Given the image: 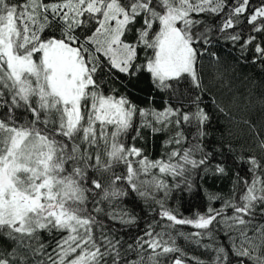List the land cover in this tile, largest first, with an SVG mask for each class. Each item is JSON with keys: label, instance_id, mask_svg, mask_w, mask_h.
Returning a JSON list of instances; mask_svg holds the SVG:
<instances>
[{"label": "snow or ice", "instance_id": "obj_1", "mask_svg": "<svg viewBox=\"0 0 264 264\" xmlns=\"http://www.w3.org/2000/svg\"><path fill=\"white\" fill-rule=\"evenodd\" d=\"M221 40L264 68V0H0V264H264V119L240 152L230 132L203 142ZM145 74L143 106L115 86ZM209 172L230 195L190 218L167 206Z\"/></svg>", "mask_w": 264, "mask_h": 264}, {"label": "trees", "instance_id": "obj_2", "mask_svg": "<svg viewBox=\"0 0 264 264\" xmlns=\"http://www.w3.org/2000/svg\"><path fill=\"white\" fill-rule=\"evenodd\" d=\"M253 4L257 0H252ZM245 31L248 25H243ZM212 50L218 54L219 63L216 64L215 70L222 74V78L218 81H212V88L210 96L204 98V104L201 105L211 115V123L207 128V136L203 137L205 150L212 148H219V141L221 132L231 133L229 139L237 152L241 151V146L247 147L250 143V129L245 120L252 123L259 124L264 119V68L258 64L253 65L250 62L239 60L240 50L238 45H233L231 42L221 40L220 43H215ZM249 58L251 53L248 54ZM207 63V59L205 61ZM212 73H209L208 79H211ZM111 86V85H110ZM120 92L126 93L128 97L135 103L143 106L146 103V95L149 91L147 75H141L139 79H132L125 81L123 85L119 82L115 85ZM220 102L228 113L226 117L224 114L218 112L212 103V100ZM187 110V109H186ZM189 129H186V132ZM163 137L156 138L155 142H149L145 145V152L151 159L155 160L161 155V140ZM143 145V141L139 142L137 146ZM187 146V145H186ZM247 155V153H245ZM228 165L233 172L240 171L241 175L244 171L241 166L232 162V157L227 156ZM225 159V157H217V160ZM232 173H229L231 176ZM170 183L171 178H168ZM201 190L198 193H191L187 191H180L175 189L173 197L168 200L167 206L175 209L184 218H190L196 212L203 213L208 204V197L211 194H218L226 197L231 194L232 180L229 178H215L211 172L207 177L199 181ZM212 207L220 208L222 203L220 201H212ZM130 211H134L138 216L143 217L140 211L141 203L139 200H134L129 196L125 200ZM147 211V209H146ZM230 214V213H229ZM154 216V213L148 212L147 217L140 220V227L144 228L146 222ZM119 227V225H117ZM184 231H193L191 226H182ZM132 235H135L131 229L128 230ZM138 231V229L136 230ZM204 242H207L206 240ZM188 256H199L201 259H208L209 254L203 248H197L195 245H185L183 240L178 242ZM179 253L172 254L174 259L179 256ZM187 264H193L191 260H187Z\"/></svg>", "mask_w": 264, "mask_h": 264}]
</instances>
